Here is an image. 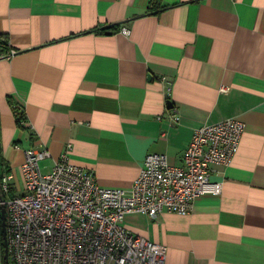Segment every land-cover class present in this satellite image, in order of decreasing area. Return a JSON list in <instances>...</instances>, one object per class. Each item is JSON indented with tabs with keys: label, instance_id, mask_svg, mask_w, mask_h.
I'll return each mask as SVG.
<instances>
[{
	"label": "crops",
	"instance_id": "crops-1",
	"mask_svg": "<svg viewBox=\"0 0 264 264\" xmlns=\"http://www.w3.org/2000/svg\"><path fill=\"white\" fill-rule=\"evenodd\" d=\"M0 40L14 195L28 148L49 151L45 170L68 152L100 186L129 190L146 155L181 166L196 129L236 119L239 151L211 173L220 194L124 226L165 246L166 264H264V0H0Z\"/></svg>",
	"mask_w": 264,
	"mask_h": 264
},
{
	"label": "built area",
	"instance_id": "built-area-1",
	"mask_svg": "<svg viewBox=\"0 0 264 264\" xmlns=\"http://www.w3.org/2000/svg\"><path fill=\"white\" fill-rule=\"evenodd\" d=\"M121 33L130 35L126 28ZM171 119L180 121L177 114ZM244 130L236 119L196 129L181 166L170 165L163 154L146 155L129 190L100 186L92 172L69 161L68 152L44 173L40 162L49 151L26 149L24 193L9 196L13 177L0 175L9 264H166L167 248L130 233L125 217L187 216L197 198L220 194L221 184L210 181L212 169L231 165Z\"/></svg>",
	"mask_w": 264,
	"mask_h": 264
},
{
	"label": "trees",
	"instance_id": "trees-1",
	"mask_svg": "<svg viewBox=\"0 0 264 264\" xmlns=\"http://www.w3.org/2000/svg\"><path fill=\"white\" fill-rule=\"evenodd\" d=\"M0 44H2V41L0 40ZM16 121L17 124L21 127L23 124V120L25 119V115L23 112H15ZM4 174V163L1 159V149H0V175ZM9 196H14L13 188L11 187ZM0 254H1V264H7L4 260V245H3V239H2V232H1V220H0Z\"/></svg>",
	"mask_w": 264,
	"mask_h": 264
},
{
	"label": "water",
	"instance_id": "water-1",
	"mask_svg": "<svg viewBox=\"0 0 264 264\" xmlns=\"http://www.w3.org/2000/svg\"><path fill=\"white\" fill-rule=\"evenodd\" d=\"M5 218H6L5 207H1L0 208V220H1L2 239H3V245H4V260L7 264H9V249H8L7 238H6Z\"/></svg>",
	"mask_w": 264,
	"mask_h": 264
},
{
	"label": "rangeland",
	"instance_id": "rangeland-1",
	"mask_svg": "<svg viewBox=\"0 0 264 264\" xmlns=\"http://www.w3.org/2000/svg\"><path fill=\"white\" fill-rule=\"evenodd\" d=\"M43 162V161H42ZM40 167L42 168V171L44 172V173H50V170L48 171V170H45V168H44V166H43V164L40 162Z\"/></svg>",
	"mask_w": 264,
	"mask_h": 264
}]
</instances>
